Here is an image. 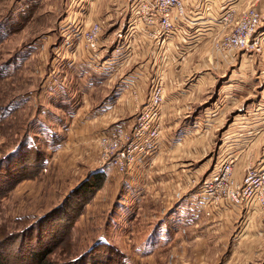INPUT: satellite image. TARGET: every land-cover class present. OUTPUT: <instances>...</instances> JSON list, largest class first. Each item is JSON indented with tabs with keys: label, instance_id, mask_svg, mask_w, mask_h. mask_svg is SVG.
<instances>
[{
	"label": "rangeland",
	"instance_id": "obj_1",
	"mask_svg": "<svg viewBox=\"0 0 264 264\" xmlns=\"http://www.w3.org/2000/svg\"><path fill=\"white\" fill-rule=\"evenodd\" d=\"M122 2L126 0H0V111L12 102L18 105L9 115L0 116V159L27 136L45 142V134L41 131L46 126L56 131L55 138L59 139L55 144H49V148L43 146L46 163H40L39 167L37 161H33L34 156L24 164L28 153L19 161L26 150L13 154L11 163L0 164L1 262L35 264L38 257L31 256L32 250L43 249L44 239L57 230L59 238L51 237V242L55 240V244L43 258L44 261L38 264H121V255H126L129 264H264V204L254 200L255 196L264 195L260 193L264 192V180L257 184V194L244 197L242 204L235 205L226 196L223 202L235 206L229 211L225 209L215 218L206 216L198 224L195 221L186 232L169 233L172 237L165 245L162 244L161 251H138L151 247L146 239L155 233L158 219L168 214L169 208L184 195L196 192L209 172L220 165L224 158L218 159L217 152L222 132L234 121L232 113L237 110L245 113L241 109H245L253 98L261 96L260 89L264 91V80L258 77L264 71V39L259 37L253 46L228 43V37L236 34V27L250 7L256 8L262 16L255 36L264 30V0H217L223 5L222 12L219 15L213 12L217 14L215 16L204 15L213 29L202 34L204 40L192 56L193 62H188L187 72L196 71L204 64L216 72L220 71V74L225 71L224 76H227L232 68L241 66L240 74L246 87L238 92V100H229V103L226 102L228 98L218 100L220 95L216 87L224 78L217 76L212 77L213 84L206 85L204 82L201 94L197 92L189 97L187 101H193L190 104L195 110L200 108L196 105L201 101L205 106L221 105L220 126L207 130L192 126L190 128L194 130L187 133L189 139L186 142L168 154L159 155L153 165L155 182L144 200L134 206L123 208L121 202L125 190L122 183L128 176L126 170L134 168L138 159L124 171H119L113 164L103 167L106 172L108 166L116 168L119 182L115 186L107 187L106 183H100L90 195L79 193L69 196L74 187L101 167L108 154L98 140L108 117L83 126L75 118H79L80 110L84 115L85 111H91L94 102L108 96L121 77L134 69L137 63L128 61L119 66L120 72L112 80L100 76L88 87L91 76L98 70L85 57L92 54L95 65L102 58L91 53L85 44V48L81 47L79 30L92 20L101 19L104 24L102 35L108 40L98 53L110 51V41L118 40L114 39L118 37L117 30L128 19L126 14H122ZM184 2L186 14L177 17H183V23L190 26L196 23L194 19L198 17V9L190 11L186 0ZM225 2L228 6L235 4V10L227 15L224 14ZM202 4L203 1H200L199 5ZM116 11H119L118 18L109 15L110 12L116 15ZM204 23H199V26ZM69 33H72L70 38ZM78 73L83 76L81 79L77 78ZM154 80L157 78L151 79V86ZM162 81L164 84V78ZM63 91H66V101L70 106L61 102L65 101ZM143 95L138 90L132 91L131 100L136 102L132 113H136L149 98L145 99ZM262 97L264 101V95ZM182 101L185 99L179 104ZM68 109H76L77 115L72 117V114V118L68 119L69 115H65V112L70 113ZM122 114L119 108L111 116ZM61 117L65 119L62 121ZM169 128L170 125L166 124L165 129ZM55 138L51 139V143L55 142ZM262 149L264 134L235 163L226 188L228 192L243 186L248 171L264 164ZM231 154L234 156L231 152L225 158ZM158 166L161 169L156 171ZM114 181H118L116 176ZM66 199L71 202L70 212L66 214L65 206L62 214L68 215V219H62L57 212V220L55 216L45 217ZM126 214H130L128 221L125 220ZM43 232L45 238L42 240ZM102 237L113 247L105 245L99 248L97 245L98 252L89 253L86 257L92 245Z\"/></svg>",
	"mask_w": 264,
	"mask_h": 264
},
{
	"label": "crops",
	"instance_id": "obj_2",
	"mask_svg": "<svg viewBox=\"0 0 264 264\" xmlns=\"http://www.w3.org/2000/svg\"><path fill=\"white\" fill-rule=\"evenodd\" d=\"M200 1H203L202 5H199ZM127 2L128 0L122 2L120 6L123 8L121 9L123 10L122 14L124 13L128 17ZM186 2L190 11L191 9H193V11L198 9L196 12L198 17H195L194 19L196 20V23L189 26V24L183 23V17L179 18L175 15L174 19L176 20V25L180 31L178 35L171 36L169 42L159 45L152 37L147 35L146 32V34L144 33L140 38H136L133 41V47H131L133 54L130 58H116L112 52L128 33V22H124V26L117 30L118 37L114 38L115 40H118L116 42L110 41L111 39L109 40L110 46L108 49L110 47L112 48L110 51H106L102 57V59L105 57L112 59L114 61L113 64L109 66L105 65L103 71H96L97 73L94 72L91 76V84L87 86L91 87L95 81H98L97 78L100 76L107 80H112L114 76L120 72L119 66H124L128 61L133 60L134 62H137L136 66L121 77L108 96L103 97L101 100H96L97 102H94L95 104L91 106V111L86 113L84 109L85 113L83 115L80 110L79 118H75V121L82 122V125L80 126L88 125L92 123L93 120L105 117H108V120L104 122V125L101 128L114 123H126L132 125L134 116L132 109L136 103L134 100H131L132 91L134 89L135 91L138 90L140 95L144 94L143 97L146 99L147 96L150 97L151 95V79L158 77L164 78L166 101L161 115V134L159 138L146 144L144 149L138 153L137 165L135 167L133 166L134 168H128L126 170L128 176L122 183L125 190L121 202L123 208L126 206L129 208V206H134L136 203L144 200L151 185L155 182L153 178V175L155 174V166H153L154 162L158 157L162 156V154H168L175 149H178L181 144L186 142L189 139L187 133L194 130L190 127L199 126L206 128L205 130H207L220 126L222 121L221 105L216 106L215 104H211V106H205L206 104L201 101L196 105L200 108L195 110L190 104L193 101H187L190 100L189 97L194 96L195 93L198 92V94H201L200 92L201 89L204 88V82H206V85L213 84L212 77L215 78L221 76L224 78L221 80L222 83L218 84L216 88L220 95L218 100H226L225 98H228V100H226L227 103H229V100H238V92L243 91L246 88L244 86L245 83L243 82L244 78H242V74H240L241 66L238 68H232L228 71L229 74L227 76H224L226 74L225 71L220 74V71L216 72L210 67H206L204 64L203 66L201 65V67H198L199 69L196 71L193 69L192 72H187L188 62H193L192 56H195L196 50L201 46L202 41L204 40L202 34L206 30L210 31L211 28L213 29L209 24V19H206L204 15L208 16L213 12H216L219 15L223 10V5L221 3L219 4L217 0H186ZM79 13L82 15L81 11ZM217 14L212 15L215 16ZM96 15L98 16L99 13H96ZM109 15L117 16L118 18L119 11L118 13L116 11V15L112 14V12H110ZM202 19L204 20L201 21ZM201 22H205V25H201L200 27L199 25ZM188 26L189 28H187ZM185 30H188L187 34L185 33ZM137 34H140V31H137L136 35ZM106 40L108 39L103 36V45L104 43H107ZM81 44V47L85 48L84 42H81ZM208 64L210 65V62H208ZM80 77L83 76L79 74V77L77 78L81 79ZM258 77L264 80L263 70ZM202 82L203 85H201ZM252 88L255 90V87ZM260 93L262 94L258 99L253 98L245 109H241V111H244L245 113L241 114L238 112L239 110L232 113L234 121H231L232 124H230L225 132H222L221 144L217 152L218 159L220 157L225 158L229 153L233 152L237 163L238 159L252 144L256 142L257 138L264 134L263 89H260ZM183 99H185V101H182L181 104H179ZM119 108L122 109V116L114 115L112 117L111 113L116 112ZM130 110L131 112L127 113ZM76 113H78V111H76ZM125 113L127 114L125 115ZM166 124L170 125L171 128L165 129ZM262 150L264 152V149ZM260 156H262V152ZM217 166L218 165L209 172L208 176H212L215 173ZM158 167L159 168L156 171L161 169L160 166ZM116 168L114 169L112 166L106 167L108 178L105 183L107 187H113L119 182ZM111 172L112 176H110ZM115 176L118 181H114ZM190 198L191 192L176 201V203L169 208L168 214H165L158 219L157 229L154 231L155 233H152L146 239V242L150 243L151 247L143 251L142 249H139V253L161 251L162 244L164 243L165 245L169 238L172 237L169 233L173 232L175 234L177 231L179 233L186 232L188 228L194 226L195 221L196 224H198V221L206 217L203 211V199H200L195 203ZM233 207L235 206L224 201L221 203L219 210L216 211L213 217L215 218L222 212L224 213L225 209L229 211V208ZM129 215L130 214H126V221L131 219ZM153 234H156L155 237ZM173 237L175 239V236Z\"/></svg>",
	"mask_w": 264,
	"mask_h": 264
},
{
	"label": "built area",
	"instance_id": "obj_3",
	"mask_svg": "<svg viewBox=\"0 0 264 264\" xmlns=\"http://www.w3.org/2000/svg\"><path fill=\"white\" fill-rule=\"evenodd\" d=\"M225 5L224 9L226 11L224 14L235 10V4L234 6H228L225 2ZM127 8L129 13L127 19L128 33L112 52L116 58H130L133 54L131 48L133 47V41L140 38L144 33L146 34V32L159 45L169 42L171 36L178 35L180 31L174 16L186 14L184 0H128ZM155 11H157L156 14ZM261 19V13L256 8H248L236 27V34L228 37V43L235 46H253L255 40H258L259 37L264 39V30L259 31L258 35L255 36ZM103 28L102 20L96 19L92 20L89 25H83L79 30L82 42L91 53L96 54L100 59L103 57V53H98V50L103 45ZM137 31H140V34L136 35ZM71 35L72 33H69L68 37L70 38ZM251 36L254 37L251 39ZM85 59H88L89 64L98 71H103L105 65L109 66L114 62L112 59L105 57L95 65L92 54L85 57ZM162 78L158 77L152 83L151 95L141 108L134 113L132 125L114 123L104 127L99 132L98 140L106 147L105 152L108 153L101 167L113 164L119 171H124L137 161L138 153L144 149L146 144L159 138L161 134V115L166 101ZM235 163L236 157L233 154L224 158L217 166L215 173L204 179L201 187L196 192L191 193L190 199L193 202L196 203L198 200L203 199V211L207 217L214 216L226 196L233 204L239 205L243 203L244 197L257 194V184H261L264 180V164L248 171L243 180V186L234 187L232 191L228 192L226 188L230 183L228 181L231 178ZM260 193L263 194L264 192ZM254 200L264 204V195L255 196Z\"/></svg>",
	"mask_w": 264,
	"mask_h": 264
},
{
	"label": "trees",
	"instance_id": "obj_4",
	"mask_svg": "<svg viewBox=\"0 0 264 264\" xmlns=\"http://www.w3.org/2000/svg\"><path fill=\"white\" fill-rule=\"evenodd\" d=\"M63 94H64L63 98L65 99V101L63 100L61 102L65 103L66 106H70L69 105L70 103H68V101H66L67 97H68V96H66V91H63ZM17 107H18L17 103H13V102L10 103L9 105H6L0 111V116L5 117V116L9 115ZM76 109H70V110L68 109L67 111H70V113L69 112L68 113L65 112V115H69L68 119H70V118L75 116ZM72 114H73V116L71 117ZM65 115H64V117H65ZM63 119H65V118L61 117L62 121H63ZM42 130L43 131H41V133L44 132V134H45V135H43L44 139H45V142H38L36 139H33L30 136H27L25 138V140L20 141V143H18L14 147V149H12L9 153H7V155L5 157H2L0 159V164L1 163L2 164L11 163L12 162L11 159H13V157H12L13 154H17L19 152L21 153L22 150H26V151H25V153H23L19 157L20 158L19 161H22L25 158V156L27 155V153H28L29 156H27V158L25 159L24 164L29 163L30 158L33 157V156H34L33 157V159H34L33 161H37V165H38L37 167L40 166V163L41 164H45L46 163V161H45L46 157L44 156L43 146H46L47 148H49L48 147V146H50L49 144H55L56 142L59 141V139L57 140L55 138L54 134H55L56 131L53 132V130L49 126H46V127L42 128ZM54 138L56 139L55 142L51 143L52 142L51 139H54ZM41 139H42V136H41ZM33 164L36 166V162H34ZM106 179H107V172L105 171V169L103 167H100L95 172L93 171L89 175L88 178H86L84 181H82L80 184H78L76 187H74L71 190V193L69 194V196H75L76 194H79V193H81V195H85V196L88 195V194L90 195V192H92L93 189H97L99 187L100 183L104 184L106 182ZM18 181H19V179H17V182ZM8 187H10V186H8ZM69 196L67 198H69ZM66 202H69V203L66 204ZM65 206H66V214H68L67 211L70 212L69 208H71V202L66 199L60 206H58V207L54 208L53 210H51L45 217L46 218H50L52 216H55V218H56L55 220H57V216L56 215L61 214L62 215V219L64 217L66 219H68V215L62 214L63 213L62 212L63 211L62 208H64ZM55 212H57L58 214H55ZM81 212H82V210H80V214H81ZM51 214H54V215H51ZM45 217H43V218H45ZM59 236H60V232L57 231V230L55 231L54 234L51 233V235L49 237H47V238H45V233H44L42 240L45 238L44 239L45 241H44V244H42V247H41L43 249H41L40 251L38 249H36V250L34 249V250H32V253H31V256L38 257V258H36V261H35L36 263L35 264L43 262L44 261L43 258H45V255L51 250L52 246L55 244V240H53V242H51V237H53V239H55L57 237L59 238ZM97 245H99V248H100V246H105V245H106V247H109V248L113 247V245L111 243H109V242H106L103 237L102 238H98V241L95 244L92 245V247L89 249L88 253H86L85 255H87L89 253L91 254L94 251L98 252L99 248L97 249ZM0 256H2L1 253H0ZM125 256L126 255H121L119 257L120 263L122 262L121 264H129L128 261L126 260ZM86 257H88V255ZM81 258H82V256H81ZM81 258H79V259H81ZM2 262H1V259H0V264H3ZM4 264H7V263H4ZM49 264H57V263H49Z\"/></svg>",
	"mask_w": 264,
	"mask_h": 264
}]
</instances>
